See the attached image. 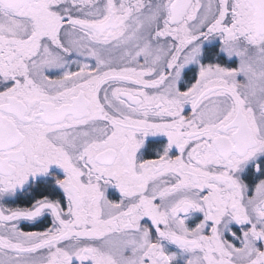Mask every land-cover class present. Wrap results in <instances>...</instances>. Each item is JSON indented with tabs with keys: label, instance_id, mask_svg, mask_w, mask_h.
I'll return each mask as SVG.
<instances>
[{
	"label": "snow or ice",
	"instance_id": "snow-or-ice-1",
	"mask_svg": "<svg viewBox=\"0 0 264 264\" xmlns=\"http://www.w3.org/2000/svg\"><path fill=\"white\" fill-rule=\"evenodd\" d=\"M0 264H264V0H0Z\"/></svg>",
	"mask_w": 264,
	"mask_h": 264
},
{
	"label": "flooded vegetation",
	"instance_id": "flooded-vegetation-1",
	"mask_svg": "<svg viewBox=\"0 0 264 264\" xmlns=\"http://www.w3.org/2000/svg\"><path fill=\"white\" fill-rule=\"evenodd\" d=\"M37 227H40V225H38Z\"/></svg>",
	"mask_w": 264,
	"mask_h": 264
}]
</instances>
